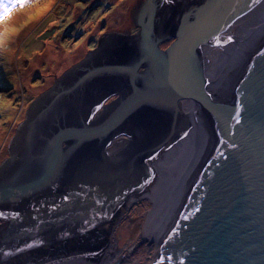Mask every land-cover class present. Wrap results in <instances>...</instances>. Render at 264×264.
I'll list each match as a JSON object with an SVG mask.
<instances>
[{"label": "bare ground", "instance_id": "obj_1", "mask_svg": "<svg viewBox=\"0 0 264 264\" xmlns=\"http://www.w3.org/2000/svg\"><path fill=\"white\" fill-rule=\"evenodd\" d=\"M187 1L146 0L145 16L139 19L144 28L130 38L132 47L129 37L122 41L116 31H108L109 42L100 39L93 53L73 65L85 60L96 64L97 69L90 65L88 75L99 83L84 81L80 87L66 75L39 87L37 101L16 130L21 129V135L12 138L16 155L2 162L0 179L47 182H32L31 188L24 184V191L0 201V210L13 211L8 224H15L17 231L26 226L34 232L25 234L44 244L70 239L83 252L31 264H125L128 254L121 255L125 248L119 249L118 236L130 221L136 225L133 237L157 244L148 264L159 258L163 235L190 193L224 110L264 47V0H193L185 5ZM181 4L187 13L178 11ZM173 37L172 44L163 47ZM117 44L131 51L118 53L113 50ZM103 61L109 65L100 64ZM114 71L122 78V91L106 104L110 82L100 84L98 76ZM62 99L70 102L60 110ZM49 105L53 113H48ZM51 114L57 118L48 120ZM53 122L63 132L60 141L45 132ZM86 141L91 143L88 156L82 154ZM56 151L62 158L47 175ZM67 153L74 159L68 161ZM27 156L35 169L26 164ZM40 195L44 198L38 200ZM143 197L150 206L134 223L141 208L133 202ZM16 206L19 212H14ZM27 220H35L39 228ZM8 224L0 230L6 232Z\"/></svg>", "mask_w": 264, "mask_h": 264}, {"label": "rangeland", "instance_id": "obj_2", "mask_svg": "<svg viewBox=\"0 0 264 264\" xmlns=\"http://www.w3.org/2000/svg\"><path fill=\"white\" fill-rule=\"evenodd\" d=\"M145 1L31 0L24 6L15 7L10 16L0 22V166L3 161L11 157L12 138L18 126L26 118V110L29 112L33 103L37 101L36 95L40 92L39 87L48 83L54 84L55 80L59 82L66 75L67 80L71 77H73L71 81L76 79L77 86L82 87L84 81L90 83L93 78L88 75L91 71L89 67L90 65L93 69L98 67L93 62L88 64L85 60L74 67L73 73L67 74L66 72L78 63L84 54L93 53L100 39L108 40V31H116L123 38L129 37V47H132L134 42L130 38L138 36V32H141L139 19L140 16H145ZM181 1L184 5L186 0ZM192 2L193 0H188L185 5ZM182 4L178 8L181 13L185 12ZM153 14L154 11H152ZM148 15L150 16L151 12H148ZM174 39L173 37L164 41L163 47L171 45ZM120 49L118 44L113 48L118 51ZM126 49L130 52V48ZM111 51L112 48H109L107 54ZM91 60L96 61L97 59ZM107 63L101 62L100 64L109 65ZM121 65L123 66L122 63ZM115 73V71L112 74L106 72L98 77L114 78ZM92 81L95 82V80ZM48 107H50L48 113H53L54 108L52 109L50 105ZM60 129L58 125H55L48 135L53 134L51 136L53 138L60 133ZM63 196L66 197V195ZM41 197L44 198L40 195L37 199L40 200ZM149 201V198L143 197L139 202H133L136 205L140 204L139 208H141L137 209L139 213L134 223L139 222L142 215L146 213V209L150 206ZM19 210L16 206L14 212H19ZM1 211L2 209L0 210L2 213L0 228H4L8 224V216L13 211L10 212L8 209ZM10 220H13V217ZM14 221L18 223V218ZM27 222L34 225L35 230L40 226L35 220H27ZM131 223L130 221L128 227L119 230L121 234L118 236L120 238L118 247L119 249L125 248L121 255L128 254L125 264H148L157 253V244L143 238L133 237L132 232L136 225ZM8 225L10 228L6 232L0 230V264L46 262L51 258L61 257V254L83 252L77 249L76 241H69V239L64 241V244H53V242L44 244L36 236L25 234V232H34L31 230L28 232L29 229L26 226L17 231L15 224ZM70 228L69 226L67 230ZM117 234L116 231L115 237ZM131 247L130 251L128 248ZM90 249H86V253L91 257L88 253ZM100 252L102 253V249L99 248ZM95 260L99 262L98 259L95 258Z\"/></svg>", "mask_w": 264, "mask_h": 264}, {"label": "water", "instance_id": "obj_3", "mask_svg": "<svg viewBox=\"0 0 264 264\" xmlns=\"http://www.w3.org/2000/svg\"><path fill=\"white\" fill-rule=\"evenodd\" d=\"M75 66L66 73H73ZM62 100L60 110L70 102ZM70 106L72 113L75 107ZM63 113L69 115L65 110ZM53 118L57 117L51 114L47 119ZM71 122L75 124L72 118ZM50 125L49 129L44 127L47 134L56 124ZM21 133L18 130L16 137ZM60 133L54 136L58 141L64 136ZM82 148V154L88 156L91 143L86 141ZM71 153H67L69 158L65 154L68 161L74 159ZM52 154L57 159L53 156L47 175L62 158L60 151ZM80 154H76L77 159ZM25 162L34 168L30 156ZM13 177L8 176L4 182L0 179V188L4 186L0 189L1 202L14 191L47 182L20 177L15 182ZM191 185L175 222L163 235L160 256L153 264H264V47L227 104L216 137Z\"/></svg>", "mask_w": 264, "mask_h": 264}, {"label": "flooded vegetation", "instance_id": "obj_4", "mask_svg": "<svg viewBox=\"0 0 264 264\" xmlns=\"http://www.w3.org/2000/svg\"><path fill=\"white\" fill-rule=\"evenodd\" d=\"M123 40L122 41H126V39H125V37L123 38V37H121ZM222 43V42H221ZM251 44V43H250ZM119 46H121L120 48V52H129L126 48H124L121 44L119 45ZM130 51H131V48L129 49ZM118 50H117V52H119ZM104 62V61H103ZM107 79H109V86H108V88H107V91L109 92L108 94H109V96H107L106 98H107V100L105 101V103L106 104H108V103H110V102H112V100L114 99V98H116V97H118V94H119V92H121L122 91V89H121V86H122V78L120 77V75L118 74V73H115V77L114 78H109V77H107V76H100V84L102 83V82H106V80ZM96 82V81H95ZM96 83H99L98 81L96 82ZM111 96V97H110ZM91 97V99H92V96H90Z\"/></svg>", "mask_w": 264, "mask_h": 264}, {"label": "snow or ice", "instance_id": "obj_5", "mask_svg": "<svg viewBox=\"0 0 264 264\" xmlns=\"http://www.w3.org/2000/svg\"><path fill=\"white\" fill-rule=\"evenodd\" d=\"M31 0H0V22L6 20L13 9L17 6H24ZM2 215V213H0Z\"/></svg>", "mask_w": 264, "mask_h": 264}]
</instances>
